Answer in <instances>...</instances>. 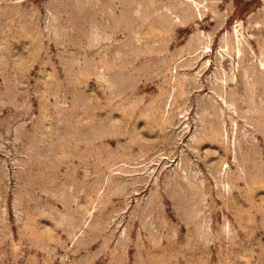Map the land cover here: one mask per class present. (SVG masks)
I'll use <instances>...</instances> for the list:
<instances>
[{"label":"rangeland","instance_id":"obj_1","mask_svg":"<svg viewBox=\"0 0 264 264\" xmlns=\"http://www.w3.org/2000/svg\"><path fill=\"white\" fill-rule=\"evenodd\" d=\"M0 264H264V0H0Z\"/></svg>","mask_w":264,"mask_h":264}]
</instances>
